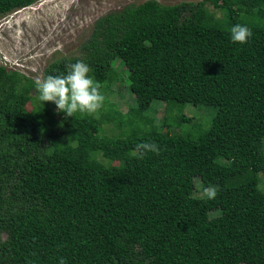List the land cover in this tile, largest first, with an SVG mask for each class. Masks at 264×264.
<instances>
[{
  "label": "trees",
  "instance_id": "obj_1",
  "mask_svg": "<svg viewBox=\"0 0 264 264\" xmlns=\"http://www.w3.org/2000/svg\"><path fill=\"white\" fill-rule=\"evenodd\" d=\"M38 1L0 0V18ZM238 23L253 33L243 44L230 38ZM79 52L43 78L84 61L99 89L126 78L136 106L65 117L0 66V264H264V0L129 5L99 18ZM153 101L162 122L159 109L133 119ZM174 103L217 112L207 130L173 133ZM109 123L124 132L105 135ZM143 143L159 151L141 156ZM206 180L214 198L196 195Z\"/></svg>",
  "mask_w": 264,
  "mask_h": 264
},
{
  "label": "rangeland",
  "instance_id": "obj_2",
  "mask_svg": "<svg viewBox=\"0 0 264 264\" xmlns=\"http://www.w3.org/2000/svg\"><path fill=\"white\" fill-rule=\"evenodd\" d=\"M145 1L148 0H41L30 7L12 12L0 18V66L19 72L34 81L43 79L44 70L53 62L79 56L80 46L89 38L94 23L99 18L115 11H121L126 6H136ZM155 1L162 5H175L182 1L195 3L201 0ZM207 8L217 19L223 18L224 13L221 10L214 9L212 6H207ZM253 14L255 12L252 13V16H255ZM113 66L118 76L125 75L126 69L119 60L114 61ZM110 89L114 91L110 93ZM100 92L104 96V101L102 106L93 113L96 118L106 113L110 103L116 104V108L122 114L127 113L129 104L133 103L134 107L136 106L134 95L130 92L126 78L119 83L115 81L111 87L105 85ZM164 107V103L153 101L147 111L140 114L135 113L133 119H139V123L140 119L148 121L153 119L151 111L159 109L156 113V123H160L164 119V113L161 112ZM25 108L31 111L33 104L27 103ZM51 109L56 111L52 104ZM216 112V108L210 106L174 103L168 108L167 127L173 133H190L193 136L196 134L194 126L199 125L202 130H207ZM129 126L126 124L124 128H129ZM55 131L59 134L60 127L55 128ZM120 132H124V129H115L111 123L103 126L105 135H117ZM113 165L117 163L114 162ZM259 178L261 184L264 180L263 176L260 175ZM211 185L212 182L209 180L197 181L196 195L203 196L206 194V188L213 187ZM260 188L264 190V182Z\"/></svg>",
  "mask_w": 264,
  "mask_h": 264
},
{
  "label": "clouds",
  "instance_id": "obj_3",
  "mask_svg": "<svg viewBox=\"0 0 264 264\" xmlns=\"http://www.w3.org/2000/svg\"><path fill=\"white\" fill-rule=\"evenodd\" d=\"M8 16V15H7ZM6 17V16H5ZM252 31L246 24H235L230 28V38L233 42L246 43L252 37ZM91 69L84 61H76L67 66V71L60 75H47L37 79L35 86L38 91L39 102L51 101L59 112L65 117L74 113H95L103 104L104 96L99 85L89 75ZM138 154L146 151L158 152L155 143H143L137 146ZM205 193L209 198H214L217 193L214 188H206ZM59 264H66L64 258L59 259Z\"/></svg>",
  "mask_w": 264,
  "mask_h": 264
}]
</instances>
